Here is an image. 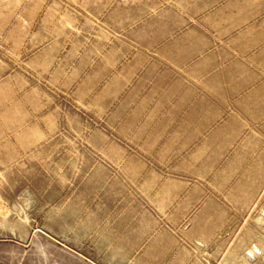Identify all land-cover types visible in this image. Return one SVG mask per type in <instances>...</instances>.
<instances>
[{
	"label": "rangeland",
	"instance_id": "rangeland-1",
	"mask_svg": "<svg viewBox=\"0 0 264 264\" xmlns=\"http://www.w3.org/2000/svg\"><path fill=\"white\" fill-rule=\"evenodd\" d=\"M225 1L0 0V264H264Z\"/></svg>",
	"mask_w": 264,
	"mask_h": 264
},
{
	"label": "crops",
	"instance_id": "crops-1",
	"mask_svg": "<svg viewBox=\"0 0 264 264\" xmlns=\"http://www.w3.org/2000/svg\"><path fill=\"white\" fill-rule=\"evenodd\" d=\"M261 7L264 0H226L218 6L215 12L223 14L218 27L231 30L241 25V30L231 38V50L221 54L222 63L207 77H221L228 92L244 94L243 107L263 110L264 115V20L253 23Z\"/></svg>",
	"mask_w": 264,
	"mask_h": 264
}]
</instances>
